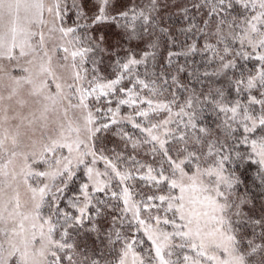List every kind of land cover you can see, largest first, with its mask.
Returning a JSON list of instances; mask_svg holds the SVG:
<instances>
[{"label":"snow or ice","instance_id":"obj_1","mask_svg":"<svg viewBox=\"0 0 264 264\" xmlns=\"http://www.w3.org/2000/svg\"><path fill=\"white\" fill-rule=\"evenodd\" d=\"M0 264H264V0H0Z\"/></svg>","mask_w":264,"mask_h":264},{"label":"trees","instance_id":"obj_2","mask_svg":"<svg viewBox=\"0 0 264 264\" xmlns=\"http://www.w3.org/2000/svg\"><path fill=\"white\" fill-rule=\"evenodd\" d=\"M175 12H176V9H171V12H170L169 16L167 17V19L169 20V23H173L176 26H180V24L182 23V20L178 16L174 15ZM105 31L107 32V35L109 37V41L110 42L114 43L119 38L118 35H117V30L115 29L114 26H113V28L111 30L106 29ZM111 62L112 61L110 60L109 57H107V56L104 57V62L101 65V69L106 75L110 74V70H109V68L107 66ZM109 147H112V145H109ZM254 167L255 166H253L252 168H247L246 170L245 169H241V171L244 172L246 176L250 177L252 172H253V170H254ZM253 191H254V194L256 196L257 211H258L259 202H260L259 201V193L255 192V190H253ZM78 239L81 242H86L88 244V249L89 250L93 249L94 241H93L92 238L89 237V235L87 233L82 234L81 236L78 237Z\"/></svg>","mask_w":264,"mask_h":264},{"label":"rangeland","instance_id":"obj_3","mask_svg":"<svg viewBox=\"0 0 264 264\" xmlns=\"http://www.w3.org/2000/svg\"><path fill=\"white\" fill-rule=\"evenodd\" d=\"M53 90H54V85H53Z\"/></svg>","mask_w":264,"mask_h":264}]
</instances>
